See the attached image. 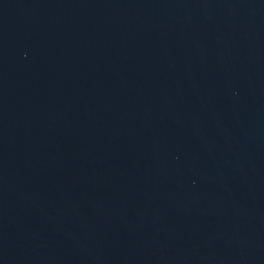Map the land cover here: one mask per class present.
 I'll use <instances>...</instances> for the list:
<instances>
[{"label": "water", "instance_id": "95a60500", "mask_svg": "<svg viewBox=\"0 0 264 264\" xmlns=\"http://www.w3.org/2000/svg\"><path fill=\"white\" fill-rule=\"evenodd\" d=\"M0 264H264V0H0Z\"/></svg>", "mask_w": 264, "mask_h": 264}]
</instances>
